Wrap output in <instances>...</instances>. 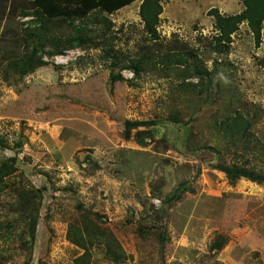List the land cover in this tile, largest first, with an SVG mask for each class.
<instances>
[{
	"label": "rangeland",
	"instance_id": "rangeland-1",
	"mask_svg": "<svg viewBox=\"0 0 264 264\" xmlns=\"http://www.w3.org/2000/svg\"><path fill=\"white\" fill-rule=\"evenodd\" d=\"M160 3V39L152 40L141 1L75 22L44 17L35 28L36 18L21 16L33 0H0V164L15 159L19 169L0 194V264H77L84 251L67 233L84 213L116 236L121 264H264V184H234L217 168L264 174V31L257 47L243 24L230 53L219 55L208 13H241L244 0ZM76 27L88 29L82 46L45 57L50 64L28 75L10 68L28 29L47 44ZM169 54L189 64L166 66ZM142 58L137 76L132 61ZM198 67L211 81L194 76ZM117 75L124 81L113 82ZM236 112L252 123L245 143L219 127ZM126 122L154 126L129 130ZM183 183L181 198L166 202ZM32 189L42 191L34 244L18 210L21 191ZM89 264L116 263L96 247Z\"/></svg>",
	"mask_w": 264,
	"mask_h": 264
},
{
	"label": "trees",
	"instance_id": "trees-1",
	"mask_svg": "<svg viewBox=\"0 0 264 264\" xmlns=\"http://www.w3.org/2000/svg\"><path fill=\"white\" fill-rule=\"evenodd\" d=\"M141 1L140 17L145 24V30L152 40L160 39L158 33V25L160 16L163 13V7L160 0H33L32 12L22 11L21 16L24 18H36L31 21V25L38 26L39 22L45 24V19L53 21L58 18H67L75 22L89 15L95 10H101L108 14H113L134 2ZM245 9L241 13L234 15H224L219 9H211L209 16L215 19L216 35L213 37V50L219 55H228L233 44V36L239 31L243 24H247L253 34L254 41L257 47H260L263 42L264 31V0H244ZM11 14H16L15 9L10 10ZM74 26V23L73 25ZM45 25L38 27L40 33L45 29ZM28 29V33L20 35L18 42H23L25 45V53L21 60L16 63H11L10 68H14L21 75H28L34 69L47 66L50 63L45 61V57L53 59L63 55L69 50L76 49L83 45V42L88 38V29L74 28L75 34L72 37L61 38L57 43L50 40L47 44H51L50 50H46L47 44L40 42V33H34ZM109 57L112 58V64L115 66L121 63V58L118 55L106 51ZM166 66L176 65L184 66L188 63L187 59H183L178 55H166ZM131 66L134 73L138 74L145 71L147 60L132 61ZM264 66V58L262 59ZM128 68V67H124ZM130 68V67H129ZM200 81H205L210 75L206 68H197L193 73ZM212 75V74H211ZM211 81L210 79H207ZM112 81H124L121 75L112 77ZM192 84V83H191ZM190 85V84H189ZM194 86V84L190 85ZM129 130L139 128L140 126H154L153 122H126ZM225 139L232 142H247L246 137L251 133L252 123L249 118H246L242 113L236 112L235 115L228 117L219 125ZM219 170L226 173L229 181L236 183L240 179H247L253 183L264 184V174L257 173L248 168L233 165L225 167L220 165ZM19 171L16 166V160L5 161L0 164V194L5 193L10 187L6 179L17 174ZM188 183H183L180 188L172 193L166 200L168 203H173L181 198V193L188 188ZM20 191V190H19ZM42 191L32 189L31 191H21L18 202V210L23 214V220L26 224L30 235V242L34 244L36 240L37 225L40 218V200ZM8 231L12 228L9 225ZM68 240L76 247L84 251V254L76 260L77 264H89V260L93 255V250L96 247H102L109 260L116 264H121L127 260V256L116 236L109 230L102 228L93 218V213H84L74 223H71L67 233ZM24 245L26 243L24 242Z\"/></svg>",
	"mask_w": 264,
	"mask_h": 264
},
{
	"label": "crops",
	"instance_id": "crops-1",
	"mask_svg": "<svg viewBox=\"0 0 264 264\" xmlns=\"http://www.w3.org/2000/svg\"><path fill=\"white\" fill-rule=\"evenodd\" d=\"M135 3V2H134Z\"/></svg>",
	"mask_w": 264,
	"mask_h": 264
}]
</instances>
